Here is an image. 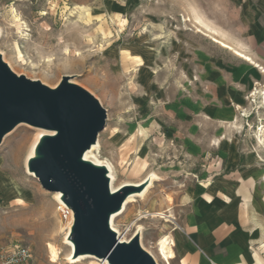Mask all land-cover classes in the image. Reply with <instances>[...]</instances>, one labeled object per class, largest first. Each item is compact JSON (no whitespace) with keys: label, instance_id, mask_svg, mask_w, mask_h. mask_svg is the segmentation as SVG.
Listing matches in <instances>:
<instances>
[{"label":"rangeland","instance_id":"374dc122","mask_svg":"<svg viewBox=\"0 0 264 264\" xmlns=\"http://www.w3.org/2000/svg\"><path fill=\"white\" fill-rule=\"evenodd\" d=\"M195 17L217 38L248 52L241 0H0V53L9 68L49 88L67 76L105 109L95 154L111 166L114 188L142 184L114 226L128 239L140 230L141 246L156 264H180L179 241L188 244L194 231L185 229L193 204L203 185L221 174L218 151H235V137L225 134L240 136L264 158V75L246 85L244 104L237 94L236 105L216 103L219 115L205 116L218 78H225L219 71L247 65V84L248 73L257 76L260 69L213 42ZM201 56L206 59L199 61ZM228 113L236 117L231 121ZM28 126L17 127L0 145V258L26 247L30 259L24 264H104L99 258L68 260V228L57 202L26 172L39 135ZM213 205L204 195L197 219L217 213ZM198 234L194 240L203 247L204 234ZM161 237L174 242L170 261L158 255ZM50 245L58 251L56 262Z\"/></svg>","mask_w":264,"mask_h":264},{"label":"water","instance_id":"95a60500","mask_svg":"<svg viewBox=\"0 0 264 264\" xmlns=\"http://www.w3.org/2000/svg\"><path fill=\"white\" fill-rule=\"evenodd\" d=\"M98 100L63 76L55 88L16 75L0 55V145L19 124L52 132L40 138L27 169L43 189L62 194L73 212L69 240L73 256L90 255L109 264H156L139 235L120 242L109 218L140 187L123 185L112 193L107 170L83 160L105 125Z\"/></svg>","mask_w":264,"mask_h":264},{"label":"crops","instance_id":"0c3cea01","mask_svg":"<svg viewBox=\"0 0 264 264\" xmlns=\"http://www.w3.org/2000/svg\"><path fill=\"white\" fill-rule=\"evenodd\" d=\"M241 10L240 30L244 48L264 70V0H241ZM205 59V56H201L199 61ZM247 70L248 66L245 65L235 71H219L225 78L224 81L218 78L214 89L215 102L205 104V116L219 115L216 103L226 107L236 105L237 94L243 100L240 105L245 103L246 85L251 79L264 75L260 70H257V76L249 72L246 84L244 76ZM233 116L236 117L235 114H227L231 121ZM225 136L235 137V151H227L223 155L218 151L221 174L203 185L201 197L193 204L185 229L194 231L188 244L186 240L179 241L178 252L182 253H178L180 264H264V158L246 140L240 142V136L231 132ZM204 195L211 197L213 207L218 208L220 214L211 213L199 221L196 208L203 202ZM229 202L232 204L226 208ZM232 229H238L234 241L230 240ZM199 231L204 234L203 247L194 240L195 237L199 238ZM208 236L210 239H206Z\"/></svg>","mask_w":264,"mask_h":264},{"label":"bare ground","instance_id":"6f19581e","mask_svg":"<svg viewBox=\"0 0 264 264\" xmlns=\"http://www.w3.org/2000/svg\"><path fill=\"white\" fill-rule=\"evenodd\" d=\"M194 20L196 21V24H198L197 28H200V31L204 29H208L210 30L211 32H209V36L211 37V40L217 44H219L220 46H222L223 48H226L230 51H232L236 56H238L239 58H241L242 60H244L245 62H248L249 64L253 65V67L255 66L256 68L260 69L262 73H264V70L262 69V67H260L255 61L254 59L248 54L246 53L245 51L243 50H240L238 48H233L231 47L229 44L225 43L224 41H222L221 39L217 38L215 36V32L213 30H211L206 24H204L199 17H195ZM2 59H3V56L2 54L0 53ZM4 61V59H3ZM261 93L263 95V104H264V88L261 90ZM22 125H25V124H19L17 125L12 131H14L17 127H20ZM29 127V126H28ZM39 130V135L37 136V140L34 142V144L32 145L31 149H30V152H29V156L27 157L26 159V172L27 174H29L30 176H32L34 179V175L33 173H30L27 169V161L28 159H30L31 157H34L35 156V148L40 140L41 137L45 136V135H49L51 134L52 132H49V131H46V130H43V129H38ZM11 131V132H12ZM11 132H9L8 134L5 135L8 136ZM4 137V139H5ZM262 137V144L264 145V134L261 136ZM259 142V140H258ZM98 147V143L96 141L95 144L91 145V147L84 153L83 155V160L85 161H88L90 163H92L93 165H96V166H100V167H104L106 168L107 170V177L109 179V188H110V191L112 193L116 192L120 187H122L123 185H129V186H134V187H138L139 185H142V184H138V185H133V184H123V185H120L119 187L117 188H114V182H115V176L113 175V171H112V168L111 166L105 162V161H102V160H99L96 156V149ZM135 171L136 172H141L140 170V166L139 164L137 163V165H135L134 167ZM152 178L154 179L155 176H152ZM148 181H146L145 183H147ZM17 190V189H16ZM146 192V191H145ZM145 192L141 195V197L145 194ZM141 194V193H140ZM140 194H130L126 200L124 201L123 205H122V208L120 209L119 212L117 213H114L110 216L109 218V226L111 228L112 231H114L117 235V238L119 239L120 242H125V243H129L130 239H128V237L126 236V233H120L118 232V230L115 228L114 226V221L115 219L118 217V215H120L123 210L125 209V206L132 202L134 200V196L136 195H140ZM52 196H53V199L55 200V202L57 203H62L64 204L62 201H61V196L62 194L59 193V192H55V193H52ZM217 214H220V211L217 212ZM158 215H161L163 216L161 213H159ZM164 217V216H163ZM169 217V216H168ZM162 218V217H161ZM73 221H74V218L72 216L71 220L69 221V223H67V228H68V233H67V236H66V239H65V244L68 245L70 247V254L68 256V260H70L71 263H80L81 261L85 260V259H95L97 261H99L96 257H93V256H90V255H79L77 257H74L73 256V252H74V249H73V245L72 243L70 242L69 240V231H70V225L72 224L73 225ZM168 221V220H166ZM140 229V227H139ZM238 230V229H236ZM140 234V230L136 231V233L134 235H139ZM238 234V232L236 233ZM128 239V240H127ZM171 240H169L167 237H161L160 240L158 241V243L156 244V248H157V252H158V255L160 257H162L163 259L165 260H172L174 259L175 257V254H174V251L172 250V246L171 245H174V242H170ZM139 244L141 246V243H140V238H139ZM142 248V246H141ZM143 249V248H142ZM263 249H264V245H263ZM48 250H49V253H50V256H51V262H56V259H58V251L53 247V246H48ZM146 251V250H145ZM147 252V251H146ZM148 253V252H147ZM151 255V254H150ZM152 256V255H151ZM152 258L154 259V257L152 256ZM155 260V259H154ZM169 260V261H170ZM104 262V264H109L108 261L106 259H103L101 260ZM156 262V261H155Z\"/></svg>","mask_w":264,"mask_h":264},{"label":"built area","instance_id":"2783aa9c","mask_svg":"<svg viewBox=\"0 0 264 264\" xmlns=\"http://www.w3.org/2000/svg\"><path fill=\"white\" fill-rule=\"evenodd\" d=\"M57 212L63 222L66 224L71 220L73 212L65 204L57 203ZM72 224L70 225V228ZM68 230V229H66ZM71 230V229H70ZM70 232V231H69ZM70 234V233H69ZM30 259V251L26 247H20L9 253L8 255H3L0 258V264H24Z\"/></svg>","mask_w":264,"mask_h":264}]
</instances>
